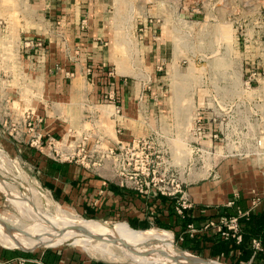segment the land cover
<instances>
[{
    "label": "rangeland",
    "instance_id": "374dc122",
    "mask_svg": "<svg viewBox=\"0 0 264 264\" xmlns=\"http://www.w3.org/2000/svg\"><path fill=\"white\" fill-rule=\"evenodd\" d=\"M65 1L0 0V214L6 222L5 229L13 232L22 230L19 227L21 215L13 207L17 205L48 216L56 215L58 208L64 209L84 217L92 224H129L126 219L104 217L84 211L75 204L67 205L56 201L43 183L42 171L38 167L39 155L36 156L28 138L21 136V117L34 107V90L38 91V84L44 86L47 76L53 73L54 68L61 67L55 64L52 71L48 67L50 53H54V50L59 53L64 46L57 43L54 49L55 42H58L54 38L64 40L68 37V50H79L80 46L77 44L70 49L74 41L78 43L81 35H95L102 30V38L97 41L104 44L111 55L107 71H114V76L116 71L125 72L128 82L146 77L150 83L164 86V90L171 88V91L160 92L164 96L185 101L188 122L178 124L179 138L189 137L191 133L194 111L191 101L195 85L199 84L203 74H207L210 82H214L221 78L222 69L233 67L234 82H243L247 76L246 68L257 70L264 65V0H68L69 5L76 4L74 10L71 6L68 8V25L61 5ZM55 2L57 11L54 8ZM84 19L87 20L85 27L82 23ZM161 26L165 28L169 55L174 54L175 57L174 68L168 75L165 67L158 70L162 63H153L154 52L151 48H154V42H158L157 45L160 46V40L154 37H161ZM32 41H41L42 44L34 46ZM76 55L80 56V53ZM90 63L88 68L93 70V62ZM69 75L72 76L70 73ZM161 75L166 76L154 79ZM237 95L239 93L232 97L237 98ZM97 108L101 110L97 111L94 106L90 111L85 110L84 114H88L85 119L98 115L103 120L109 115L105 107ZM87 126L92 128L94 124ZM153 126L162 130L160 120L154 122ZM105 128L106 132L114 133L113 124L111 128L109 124ZM237 130L233 127L231 131L235 134ZM256 131L264 135V123ZM181 149L182 158H176L179 163L185 164L188 157L192 156L200 158L198 165L205 163L204 168L193 170L194 176L188 183L201 181L209 172V159H204V155L197 154V151L192 152V147L186 144ZM252 176L257 180L255 173ZM9 188L12 190L11 194ZM11 195L13 200H9ZM23 220L27 224L33 223L26 218ZM156 227L171 232L176 245L184 249L174 230L156 223L149 228ZM99 242L113 251L115 260L104 259L111 264H141L133 261V258L138 257L151 261L157 258L162 262L166 260L165 255H161V248L152 240L117 241L112 237L104 240L96 237L88 244ZM59 246L83 249L65 240L48 248ZM42 248L44 247L33 250ZM184 250L212 259L215 263L231 264L222 256L212 257L208 252L198 254Z\"/></svg>",
    "mask_w": 264,
    "mask_h": 264
},
{
    "label": "crops",
    "instance_id": "0c3cea01",
    "mask_svg": "<svg viewBox=\"0 0 264 264\" xmlns=\"http://www.w3.org/2000/svg\"><path fill=\"white\" fill-rule=\"evenodd\" d=\"M61 5H63L62 9L66 14L65 23L68 25V8L71 6L74 10L76 4L69 5L66 0ZM54 8L56 11L58 10L56 2ZM164 30L165 28L161 26V37H154L160 40V46L157 45L158 42H154L153 45L156 46L152 45L154 48L151 49L154 52L153 63L157 65L162 63L161 66L165 67L166 75H168L169 71L174 68L175 57L174 54L169 55L168 42L165 40L167 36ZM101 33L102 30L95 35H93L94 33H86L84 37L81 35L80 41L78 43L74 41L70 46L72 49L77 44L80 46L79 50H74V48L68 50V37H65L64 40L54 38L55 41H58L55 42L54 49H56L57 43H62L64 46L59 53L55 50L54 53H50L48 67L50 71L55 64H59L61 67L54 68L53 73L47 76L44 86L41 87L38 84V91L34 90V107L32 109L36 114L44 117V121L40 125L58 136L68 137L70 128L77 129L78 135L85 131L88 128L87 125L92 122V120L85 119L88 114H84V111L92 110L93 106L96 107V110H101L97 106H102L109 113V115H104L105 119L102 121L105 126L107 124L110 125V128L112 124L114 126V133L106 132L109 141L115 142L149 134L154 122L160 120L165 132L177 134L172 143L177 154L181 146L178 124L188 122V116H185V101L164 96V93L160 92L171 91V88L164 90V86L150 83L146 77L128 82L123 71H116V76L111 77L107 71L111 55L108 54L107 47L97 41L98 38H102ZM79 53L80 56H77L76 54ZM89 59L91 60L89 61ZM90 62H93V70L88 68ZM234 73L233 67L222 69L221 78L214 82H210L208 75L203 74L199 84H196L194 88L193 101H191L194 111L198 108L208 111L206 98L212 91L219 92L224 98L237 94L241 90L242 82H234ZM166 75L156 76L154 79L164 78ZM262 80L259 91L264 92V79L262 78ZM113 90L117 91L122 108L121 113L114 117L115 106L112 103L104 102L105 96ZM116 126H121L122 131H117ZM36 154L39 155L37 159L40 164L39 162L36 164H39L38 167L42 171L43 183L56 201L67 205L72 203L84 211L101 214L104 217L122 218L128 222L137 220L138 223H141L148 220L152 225L157 220L170 223L173 217L174 221L177 220L176 235L183 238L182 241L185 240V236L189 235L185 232L187 223L193 222L195 225L201 226L208 220L226 212V209L233 207L236 201L242 204L234 208L236 212L239 209H248L251 205L253 191H257L262 196V200L258 208L251 214V224L255 227L249 229L242 222L244 237L247 235L244 248L241 244L237 245L231 241L228 248L217 257L222 256L231 264H264V252L255 255L252 249L253 238H261L264 241V161H261L264 160L263 157L215 158L206 177L185 186L193 206L187 210L189 221L186 224H180L178 221L181 217L176 214L174 204L170 206L168 197L144 196L133 189L123 188L113 178L102 177L80 164L51 161L37 152ZM249 172L251 174L247 176L246 174ZM254 173L257 180L253 179ZM231 200L234 203L228 205ZM194 238L199 240V248L203 249V252H208L211 255L218 250L217 236L200 234ZM6 249L8 251H5ZM16 250H21L24 253H17ZM85 251L71 246L24 250L6 247L0 243V258L25 257L26 264H111L104 259L93 257Z\"/></svg>",
    "mask_w": 264,
    "mask_h": 264
},
{
    "label": "built area",
    "instance_id": "2783aa9c",
    "mask_svg": "<svg viewBox=\"0 0 264 264\" xmlns=\"http://www.w3.org/2000/svg\"><path fill=\"white\" fill-rule=\"evenodd\" d=\"M82 23L85 27L87 20L84 19ZM32 43L34 46L42 44L41 41ZM245 73L246 80L242 82L237 98H224L217 92L210 94L206 98L208 111L204 108L196 109L192 114L189 137L181 138L180 148L186 144L192 147V152L197 151V154L204 155V159H209L208 170L214 159L219 157L264 158V135L256 131L264 123V92L259 91V85L264 79V65L257 70L246 68ZM109 74L111 77L115 75L114 71ZM104 100L115 106L113 117L121 113L117 91L113 90ZM21 118V136L28 138L29 145L38 154L57 162L80 164L102 177H111L119 186L133 189L144 196L168 197L174 203L176 214L181 218L187 217V210L193 206V202L185 186L194 176L193 170L204 168L205 163L198 165L200 158L193 156L188 157L185 164L179 163L176 158H182V149L177 154L173 149L172 143L177 136L175 132L167 133L153 126L149 134L111 142L108 140L106 126L98 115L95 118L92 115L89 117L91 124H94L92 128L88 127L78 135L77 129L70 128L68 137L45 130L40 125L44 117L36 114L33 109L24 112ZM233 127L238 129L235 134L231 131ZM116 128L117 131H122L121 126ZM261 200L259 192L253 191L248 209H239L232 215L221 214L201 226L189 222L185 232L191 237L211 234L241 243L244 238L242 219L249 218ZM233 203L231 200L228 205ZM252 249L255 255L264 252V241L253 238ZM26 262L25 257L0 258V264Z\"/></svg>",
    "mask_w": 264,
    "mask_h": 264
},
{
    "label": "bare ground",
    "instance_id": "6f19581e",
    "mask_svg": "<svg viewBox=\"0 0 264 264\" xmlns=\"http://www.w3.org/2000/svg\"><path fill=\"white\" fill-rule=\"evenodd\" d=\"M9 191L11 194L10 188ZM9 200H13L12 195ZM13 207L19 212L22 220L26 218L33 223L27 224L21 220L19 227L22 230L13 232L5 229L6 222L0 214V242L6 247L33 250L38 247H53L65 240L81 246L93 257L115 260L113 251L107 245L100 242L90 245L88 242L96 237L103 240L112 237L117 241L152 240L161 248V255L163 257L165 255V262L159 261L158 258L151 261L142 257L133 258V261L141 264H223L182 250L176 245L174 235L166 229H157V227L146 230L136 229L126 222L92 224L84 217L71 214L60 208H58L59 214L48 216L20 205Z\"/></svg>",
    "mask_w": 264,
    "mask_h": 264
},
{
    "label": "trees",
    "instance_id": "16d2710c",
    "mask_svg": "<svg viewBox=\"0 0 264 264\" xmlns=\"http://www.w3.org/2000/svg\"><path fill=\"white\" fill-rule=\"evenodd\" d=\"M25 156L26 155L24 154V157ZM36 156H37V154H36ZM51 161H53V160H51ZM169 203H170V206H172L174 204L173 201H171V200L169 201ZM241 205H242L241 203L239 204L236 201L233 207H230V208L226 209V212H223L222 214H229V215L236 214L237 212H236V210H234V208L236 206H241ZM172 218H171V222L170 223H166V222L157 220L156 221V224H158L159 226L165 227V228H170V229L174 230L175 233H176L178 231L175 228L176 225H177V223H176L177 220L174 221ZM179 219H180V221H178V223H180V224H184V223L186 224V222L189 221L188 216L185 217V218H183V219H181V218H179ZM251 221H252L251 220V216L249 218H243L242 219V222L249 229H252V228L255 227V226H253V224H251ZM129 224L131 225V227L136 228V229H138V228L146 229V228H149L151 226V224L149 223L148 220H144L141 223H138L137 220L136 221L135 220H129ZM245 238H247V235L243 238V241L241 243H236L233 240H226V239H222V238H217V241H219V243H218V250L217 251H214L213 253H211V256L212 257H217V255H219L220 253H222L223 251H225V249L228 248V244L230 245V242L231 241L233 243H236L237 245L238 244L239 245L241 244V246L244 248V246H245ZM196 239L197 238L190 237V235L185 236V240L182 241V247L184 249H188L190 251L197 252L198 254H204L205 252H203V249L199 248V244H200L199 243V240H196ZM5 251H8V250L6 249ZM16 252L17 253H21V254L24 253L21 250H16Z\"/></svg>",
    "mask_w": 264,
    "mask_h": 264
},
{
    "label": "water",
    "instance_id": "95a60500",
    "mask_svg": "<svg viewBox=\"0 0 264 264\" xmlns=\"http://www.w3.org/2000/svg\"><path fill=\"white\" fill-rule=\"evenodd\" d=\"M11 248V247H10ZM180 248V247H179ZM22 249V248H21ZM182 249V248H181ZM25 250V249H24ZM182 250H184V249H182ZM206 259H208V258H206ZM208 260H212V259H208Z\"/></svg>",
    "mask_w": 264,
    "mask_h": 264
}]
</instances>
